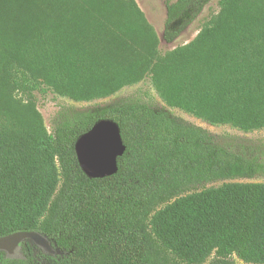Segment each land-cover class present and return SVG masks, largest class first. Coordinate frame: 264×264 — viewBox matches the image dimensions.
<instances>
[{
  "label": "trees",
  "instance_id": "trees-1",
  "mask_svg": "<svg viewBox=\"0 0 264 264\" xmlns=\"http://www.w3.org/2000/svg\"><path fill=\"white\" fill-rule=\"evenodd\" d=\"M213 0H167L173 43ZM188 45L161 55L135 0H0V264H264V157L126 99L63 109L49 132L43 86L76 102L150 76L162 101L211 125L264 129V0H220ZM100 120L121 132L118 171L90 178L75 145Z\"/></svg>",
  "mask_w": 264,
  "mask_h": 264
},
{
  "label": "rangeland",
  "instance_id": "rangeland-1",
  "mask_svg": "<svg viewBox=\"0 0 264 264\" xmlns=\"http://www.w3.org/2000/svg\"><path fill=\"white\" fill-rule=\"evenodd\" d=\"M175 1V0H172ZM220 0H213L208 4L199 18L191 24L173 43H166L163 39L165 23L167 19V0H135L138 8L144 14L148 24L153 30L157 39V49L161 55H166L176 48L183 47L192 42L203 26L213 17L220 14ZM36 109L42 116L43 122L49 132L53 131V122L57 113L63 109H73L77 111H89L104 108L116 104L122 100L133 99L150 105L158 112H165L170 116L180 119L189 124L201 127L213 135L217 141L235 148H247L257 152L260 157H264V129L253 132H244L230 125H211L208 122L196 118L180 109L167 106L157 94L152 85L150 76H146L137 83L124 87L114 95L94 100L91 102H76L70 98L54 91L51 87L43 86V90L35 92ZM264 183V175L254 179L226 180L200 186L196 191L209 188H218L225 183ZM211 258L207 261L209 263ZM236 264L244 263L237 257H233ZM252 264V263H250Z\"/></svg>",
  "mask_w": 264,
  "mask_h": 264
},
{
  "label": "water",
  "instance_id": "water-1",
  "mask_svg": "<svg viewBox=\"0 0 264 264\" xmlns=\"http://www.w3.org/2000/svg\"><path fill=\"white\" fill-rule=\"evenodd\" d=\"M77 158L90 178H105L118 171V158L125 152L120 128L112 120H100L82 135L75 145ZM30 233H16L0 239V249L12 252L18 242L30 238Z\"/></svg>",
  "mask_w": 264,
  "mask_h": 264
}]
</instances>
